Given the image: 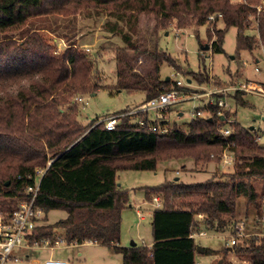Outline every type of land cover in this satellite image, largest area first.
Returning <instances> with one entry per match:
<instances>
[{
  "label": "trees",
  "instance_id": "1",
  "mask_svg": "<svg viewBox=\"0 0 264 264\" xmlns=\"http://www.w3.org/2000/svg\"><path fill=\"white\" fill-rule=\"evenodd\" d=\"M260 1L264 0H0V84H4L0 88V215L9 217L29 199L26 189L35 184L40 168L44 173L34 209L43 215L26 233L28 245L53 244L60 230L66 245L92 242L110 247L121 255L122 264H195L199 246L191 235L228 229L236 236L240 197L245 199V213L259 219L264 214V190L257 192L252 181L264 180V147L236 122L227 137L218 133L223 123L217 114L219 95L195 109L185 127L173 123L166 133L156 123L149 129L143 113L123 117L113 130L96 122L84 126L76 118L74 98L101 88L93 79V62L72 41L55 53L32 21L88 9L106 16L102 29L118 35L124 44L115 53L116 81L111 88L142 92L147 101L175 85L160 79L163 63L176 64L159 48L156 32L172 24L178 29L206 26L209 50L222 53L224 35L233 27L236 53H252L264 46V14L256 12ZM141 16H152L155 23L154 36L148 39L139 33ZM218 22L222 27H217ZM252 23L256 35L247 34ZM141 59L145 63L139 70ZM190 76L197 84H207L206 73ZM241 95L237 92L233 97L245 104ZM201 112L208 115L202 117ZM224 150L235 156L232 173L198 183L177 178L141 187L146 201L159 200L150 218L153 245L119 246L121 212L129 195L117 185L118 171H155L158 162L169 158L189 157L206 165L219 158L211 154ZM56 210L65 212V217L44 224L48 213ZM228 253L246 264H264V237H236L235 244L226 246Z\"/></svg>",
  "mask_w": 264,
  "mask_h": 264
},
{
  "label": "rangeland",
  "instance_id": "2",
  "mask_svg": "<svg viewBox=\"0 0 264 264\" xmlns=\"http://www.w3.org/2000/svg\"><path fill=\"white\" fill-rule=\"evenodd\" d=\"M262 3L264 1H260L258 5ZM107 19L97 11L88 9L81 10L76 15L52 14L32 21L34 23L32 27L40 28L39 31L51 41L55 53H59L68 42L72 41L75 47L93 62V79L99 83L101 88L92 94L78 95L81 101H78L77 97L74 98L76 118L84 126L103 120L119 111L133 109L144 101L142 92L115 91L111 88L116 81L115 53L124 44L118 35H111L102 29ZM154 27L152 16L140 17L139 33L141 36L147 39L154 36ZM217 27H222L221 22H218ZM236 34L235 28H229L224 35L223 52L212 53L209 50L210 43L206 40V26L178 29L172 24L164 30H159L155 34L158 46L170 55L176 64V67H173L163 63L160 67V79H170L174 84L178 80L184 87L188 84L187 80H191L189 88L196 92L247 81L264 84V46L259 45L252 53L240 51L237 54ZM247 34L256 35L253 23ZM144 63L141 59L137 64V69L141 70ZM192 73H206L207 84H197L191 79ZM3 85L1 83L0 88ZM234 95L235 93H230L228 98V103L232 108L230 116L236 123L247 128L256 138L257 143L264 147V97L256 93H242L241 100L245 104H240L235 101ZM203 103L202 100L195 99L174 104L170 106L163 119L167 121V125L171 126L175 123L180 127H185L193 117V110L203 108ZM202 115L208 114L203 112ZM222 154L223 152L220 155L211 154V158L219 157V160L211 161L206 165L195 164L189 157L169 158L158 162L155 171H118L116 173L117 185L127 190L129 195L128 205L121 212L119 245L129 247L131 242H135L147 246L152 241L149 218L152 208L144 204L148 201L141 187H151L165 180L177 178L184 183L218 179L222 175L232 173L234 167V164H227L223 161ZM252 184L257 192L261 193L264 190V180L256 179L252 181ZM151 203L158 205L159 201L157 202L154 198ZM136 209L141 210L144 215L143 220L139 219ZM65 215L63 211H50L43 223H54L64 218ZM235 218L239 224L244 226V232L248 236L260 237L264 233V223L259 222L256 219L258 217H254L253 214L245 213L243 197L237 201ZM202 232L205 236H198L196 243L199 247L212 250V252L199 253L197 256L199 264H246L233 253L225 254V248L230 245V240L234 236L231 230L217 232L204 229ZM55 237L57 240L64 238L60 230L56 231ZM22 246L25 245L22 244ZM19 248L13 249V256L17 257V261L9 259L2 264H47L48 260L64 261L66 264H122L121 255L114 252L112 248L93 243L77 247L60 243L53 247L25 246Z\"/></svg>",
  "mask_w": 264,
  "mask_h": 264
},
{
  "label": "built area",
  "instance_id": "3",
  "mask_svg": "<svg viewBox=\"0 0 264 264\" xmlns=\"http://www.w3.org/2000/svg\"><path fill=\"white\" fill-rule=\"evenodd\" d=\"M231 1L243 2L244 0ZM256 12L258 14H264V3L256 6ZM209 19L213 20V16L209 17ZM255 71H258V69H255ZM190 84L191 80L188 82V84H186V87H188L186 88L180 81L177 80L175 85L172 86L170 90L163 92L147 101H143L133 109L127 110L123 113H114L103 120L97 121L96 124L101 123L106 130H113L123 117L143 113L148 119L149 129H154V123H156L159 131L161 133H166L168 125L167 121H165L163 118L165 117V113L169 110L170 106L195 99H205L204 104L207 105L209 102L212 103L216 100L214 98L215 95H219L217 98V114L221 116L223 123L218 127L217 131L221 136L227 137L230 134V125L235 122L230 116L232 112V108L228 103L230 93H256L264 97V87L262 84L254 81L235 83L233 85L219 88L215 87L214 89H206L201 92L191 90L189 88ZM76 99L81 101L80 97H77ZM202 114L203 112L199 113L200 116L205 117ZM194 115H196L195 110L192 112V116ZM142 122L143 121L140 120L139 123L142 124ZM222 157L223 161L227 164H234L235 162V156L226 150L223 151ZM43 173V169L40 171L36 170V174L38 176L37 181L34 185L29 186L26 189V192L29 195V199L27 201L20 203L17 210L9 217L6 218L0 215V264L9 259L14 261L18 260L17 257L13 256V249L21 247L22 244L28 245L25 237L26 233L31 231L36 226L37 221L42 218V211L40 209H34V201L39 188V180ZM156 199L157 198H155V200ZM258 220L259 222L264 223V214ZM236 228L238 229V232L236 236H232L229 243L230 245L235 244L236 237L248 236L244 232V226L242 224L236 225ZM198 235L203 236L204 233L200 232ZM260 236L264 237V233ZM60 243H65L64 238H59V240L55 239L53 244H51L49 241H43L41 243L35 242L30 246L53 247L59 245ZM47 264H66V262L59 260H48Z\"/></svg>",
  "mask_w": 264,
  "mask_h": 264
},
{
  "label": "crops",
  "instance_id": "4",
  "mask_svg": "<svg viewBox=\"0 0 264 264\" xmlns=\"http://www.w3.org/2000/svg\"><path fill=\"white\" fill-rule=\"evenodd\" d=\"M200 100H202V102H204L205 103V99H200ZM203 103V105L202 106H204L205 107V104ZM202 108V107H201ZM199 110H200V108H198ZM180 116L182 115V113H178ZM136 190H137V188H136ZM159 200L157 199V202H158ZM144 204H146V205H150V208H152V210H150V212H149V218H151V215H152V211H153V209L155 208V207H158L159 206V204L158 205H153L151 202H144ZM141 206V205H140ZM136 214L139 216V219L140 220H143L144 219V215L142 214V212H141V210H139V209H136ZM197 218H200V216H198ZM204 233V232H203ZM199 235L198 234H193V235H191V237H193L195 240H196V238L198 237ZM205 236V234L203 235V236H199V237H204ZM87 243H92V242H85V243H83V244H87ZM93 244H97V243H93ZM82 245V244H81ZM145 244H141V245H139V244H136L135 242H131V245L129 246V247H139V246H144ZM153 245V241H151L149 244H147V246L148 247H151ZM25 246H30V245H25ZM25 246H22V247H20V248H23V247H25ZM69 246H74V247H77V246H80V245H69ZM120 246V245H119ZM33 247V246H32ZM19 248V249H20ZM200 252L198 251V249H197V253H196V255H195V264H199V261H198V259H197V256H198V254H199Z\"/></svg>",
  "mask_w": 264,
  "mask_h": 264
},
{
  "label": "water",
  "instance_id": "5",
  "mask_svg": "<svg viewBox=\"0 0 264 264\" xmlns=\"http://www.w3.org/2000/svg\"><path fill=\"white\" fill-rule=\"evenodd\" d=\"M206 49H207V47H206ZM188 82H190V80H187ZM5 185H8V182H6L5 183ZM198 249V251L201 253L202 252V250H203V248H201V247H198L197 248ZM231 248H229V250H230Z\"/></svg>",
  "mask_w": 264,
  "mask_h": 264
}]
</instances>
